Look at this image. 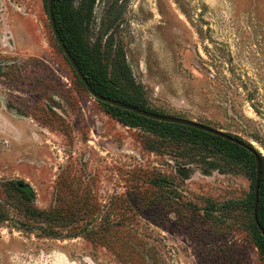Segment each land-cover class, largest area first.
<instances>
[{"label": "rangeland", "instance_id": "obj_1", "mask_svg": "<svg viewBox=\"0 0 264 264\" xmlns=\"http://www.w3.org/2000/svg\"><path fill=\"white\" fill-rule=\"evenodd\" d=\"M88 1L71 4L83 45L118 90L264 159V0H96L87 18ZM196 153L122 125L87 93L44 0H0V181L27 182L38 209L78 212V227L90 214L99 234L112 223L98 242L53 238L9 206L0 264H262L236 204L253 191L249 167L220 157L219 172L189 163Z\"/></svg>", "mask_w": 264, "mask_h": 264}, {"label": "trees", "instance_id": "obj_2", "mask_svg": "<svg viewBox=\"0 0 264 264\" xmlns=\"http://www.w3.org/2000/svg\"><path fill=\"white\" fill-rule=\"evenodd\" d=\"M45 4H46V0ZM74 0H52V10L56 23L57 30L74 58L79 69L87 79L91 88L104 97H108L128 105H132L139 109H144L152 113H156L153 110L145 108L138 103L129 93L118 90L112 79L107 75L99 60H94L87 52L83 45L79 24L80 17L71 8V4ZM96 0H89L87 4L86 17L89 18ZM4 66H7L6 64ZM75 74V73H74ZM77 78V76H76ZM78 83L84 88L83 84L77 78ZM85 89V88H84ZM106 111L119 123L131 128H140L150 134L158 136L163 142L171 144H177L188 148H194L197 150L196 155L188 157L189 163H200L204 167H211L213 169L222 171V166L219 165L217 158L226 157L228 159L237 160L240 159L245 166L250 169V176L255 181V161L251 153L242 147H239L229 141L221 139L219 137L204 133L202 131L175 125L169 123H162L146 119L124 111L122 109L112 107L103 103H100ZM160 114V113H157ZM164 115V114H161ZM199 123V122H198ZM155 150V147H153ZM261 158V157H260ZM161 182V181H159ZM0 193H3L7 198L11 199L12 203H6L2 198L0 199V222L9 219V206L15 209L19 215L37 224V228L45 235L59 238L64 236L72 238L85 234L88 238L94 241L104 240L105 232L112 231V223L109 220L104 221L103 227L105 230L102 234H99L98 227L96 226V217L94 214H90L89 222L91 227H78L80 223V215L74 212L66 214L63 207L55 205L47 210L38 209L35 206V192L29 186V184L20 179H12L6 181H0ZM255 203L254 187L251 194L245 199L236 202L237 205L242 207L245 216L250 220V230L252 240L255 248L258 250L262 264H264V237L257 229L253 220V210ZM257 218L259 224L264 229V159L261 158V178L258 190L257 199ZM20 222V221H19ZM26 221H21L20 227L32 228ZM74 225L71 229V227ZM101 225V224H100ZM74 230V232H73ZM76 230V231H75ZM100 231V232H101ZM108 233V232H107Z\"/></svg>", "mask_w": 264, "mask_h": 264}, {"label": "water", "instance_id": "obj_3", "mask_svg": "<svg viewBox=\"0 0 264 264\" xmlns=\"http://www.w3.org/2000/svg\"><path fill=\"white\" fill-rule=\"evenodd\" d=\"M46 13L49 21V26L50 30L52 32V35L55 39V42L57 43L60 51L62 52L63 56L69 63L70 67L72 68L73 72L79 79V81L83 84L85 90L87 93L95 99L99 103H103L112 107H116L119 109H122L124 111H128L130 113H133L135 115H138L140 117L150 119L153 121L157 122H162V123H169V124H175V125H180V126H185V127H190L199 131H202L204 133L219 137L221 139H224L226 141H229L239 147L244 148L247 150L249 153H251L254 157L255 161V183H254V195H255V203H254V210H253V220L254 223L261 233V235L264 237V229L261 227L259 224L258 218H257V199H258V190H259V184H260V178H261V158L260 155L257 153V151L249 144L241 141L240 139L233 137L221 130L212 128L210 126L204 125L202 123H198L196 121L184 119V118H179V117H173V116H168V115H161L157 113H152L144 109H139L137 107H134L132 105L125 104L123 102L104 97L100 94H97L89 85L87 79L79 69L78 65L76 64L74 58L71 56L70 52L68 51L67 47L65 46L58 30L56 27L54 15H53V10H52V0H46Z\"/></svg>", "mask_w": 264, "mask_h": 264}]
</instances>
